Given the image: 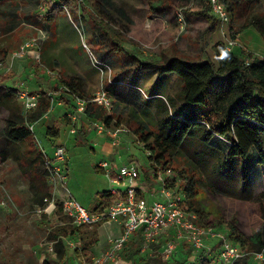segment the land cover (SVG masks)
Masks as SVG:
<instances>
[{
  "label": "rangeland",
  "instance_id": "1",
  "mask_svg": "<svg viewBox=\"0 0 264 264\" xmlns=\"http://www.w3.org/2000/svg\"><path fill=\"white\" fill-rule=\"evenodd\" d=\"M25 1L0 0V29H11L22 23V27L34 25L37 30L31 28L34 34L26 38L25 42L40 38L37 45L24 48L23 51L17 50L15 55L21 56L10 57L14 63L10 60L8 63L13 71L9 70L11 80L6 85L21 93H27L29 97L39 96L38 90L44 87L43 89L49 90L52 98L49 110L38 121L28 124L34 135L38 158L26 172L21 171L19 163L25 143L10 144L0 135V149L4 153L0 157V264H43L45 259L52 264L56 258L52 243L47 241L48 233L51 228L63 225L62 221L69 222L61 210L60 201L63 195L57 194L53 185L63 188L76 202L91 212L98 210L95 207L103 202L104 193L110 189H120V186L112 184L105 173L98 170L99 163L104 159L109 163L111 159L104 157L99 145L92 146L96 138L94 134L91 135L90 142L74 144L76 136L70 135L74 126L70 117L77 113L75 100L73 103L71 101L75 107L73 108L58 99L59 84H56V88L51 86L52 79L57 78L53 71L50 70L47 76H39L41 73L35 65L41 62V52L39 60L33 58L34 52L38 48L41 50L43 39L49 32L48 28L53 31L57 23L53 21L48 26L52 18L46 17L47 10L40 2L41 9L38 13L43 14V17L37 16L36 9L29 13L24 5ZM55 1L58 10L75 24L81 41V51L89 57L85 70L93 75L90 81L94 89L92 93L84 94L93 96L103 89L112 96L109 97L111 105L106 111L108 115L114 114L115 120L108 128L111 131L119 128L123 130L117 135L115 154H120L121 160L126 163L136 162L140 165V178H143L142 169L149 177L146 184L149 191L153 188L154 191L158 190V178L164 169L174 166L179 171L190 166L197 170L204 181L198 195L204 210L212 213L215 218L234 223L245 235L259 234L264 241V165L259 163L261 155L264 158V138L260 151L253 149L246 161L245 170L240 162L227 157L226 143L215 137L208 144H204L199 130L192 131L176 152L168 157L169 167H150L147 149L135 137V128L142 127L148 132L156 133L162 105L168 109L166 101L169 99L175 105L179 103L182 81L173 74L161 75L156 69L144 71L126 62L131 57H136L141 62H165L178 57L192 62L208 60L216 63L213 45L216 42L225 45L230 39L238 40L239 47L235 49L242 51L243 58L251 55L264 59V37L260 35L261 31L264 32V0H234L232 5L222 0L230 14V29L225 32L217 28V22L213 30L208 31L210 19L198 14L199 11L206 10L207 15L216 21L208 0H81L108 24L111 35L128 52L127 58L108 50V40L98 29L93 28L81 6L75 2L68 6ZM237 1L238 8L235 7ZM43 9L44 13L41 11ZM249 27L251 35L255 37L253 46H247L240 40L241 33ZM18 34L19 32L16 33ZM93 58L106 63L108 69L101 72L95 68L91 65ZM28 59L29 63L26 65ZM5 66L8 65L3 62L0 73L4 72ZM15 100L22 115L27 118L31 110L26 108L25 99L17 94ZM167 112L169 113L168 110ZM54 120L61 129L60 142L48 141L44 135L47 127H55ZM105 137L107 139L109 136L106 134ZM38 143L45 151L44 155L49 158L53 157L55 147L64 146V160L57 164L60 168L57 177L51 176ZM121 160L118 159L117 163ZM53 163L56 164V161ZM176 179L179 180V177L176 176ZM180 183V180L175 183L173 189L180 191ZM34 198L42 199V204L33 203ZM108 202L110 201L106 203ZM103 231L107 237L108 233ZM178 248L166 264H196L197 259L188 245H179ZM67 250L71 255L72 251L68 247ZM153 250L155 252L154 248ZM141 257L140 254H135L131 260L122 257V264H144ZM69 258L71 259L70 256ZM69 261L68 259V263ZM257 264H264V261Z\"/></svg>",
  "mask_w": 264,
  "mask_h": 264
},
{
  "label": "trees",
  "instance_id": "2",
  "mask_svg": "<svg viewBox=\"0 0 264 264\" xmlns=\"http://www.w3.org/2000/svg\"><path fill=\"white\" fill-rule=\"evenodd\" d=\"M62 5L70 6L75 2L82 7V12L87 14L88 20L94 29H98L104 38L108 40L106 45L108 50L116 55L128 57V52L124 51L120 42L111 35L108 24L98 15L91 11L81 0H57ZM232 5L234 0H226ZM247 2V0H246ZM238 1L235 3V7ZM49 9L48 18H52L58 11V5H53L52 1L47 3ZM198 14L210 19L208 31L213 30L215 22L209 17L206 10L199 11ZM262 37L264 32L261 31ZM106 46V47H107ZM216 63L206 61H186L178 57L170 58L165 62L149 60L141 62L136 57L129 60L130 65H136L138 69H156L159 74H173L182 81V90L179 94L177 105L169 99L166 101L167 108L162 105V112L158 114V130L156 133L148 132L140 127L135 130V136L139 143L143 144L147 151L151 153L148 158L155 165L163 168L170 165L168 157L173 155L183 143L184 139L192 131H201L202 142L208 144L217 137L228 145L227 157L240 162L243 169H246V161L250 158L253 149L260 151L262 138H264V59L254 58L249 65L243 63L242 51H227L222 42L213 45ZM9 72L0 73V135L10 144L25 143L23 157L20 159V168L24 173L36 157V143L34 135L30 131L28 124L38 121L46 113L51 105V94L49 92H39V97L35 108L27 118L22 115L21 108L15 97L18 93L15 89L9 88L6 83L11 80ZM61 87L58 89V99L65 105L70 106L74 100L73 95L86 100L83 115L92 120L101 121L108 128L113 117L107 114V109L98 105L93 99L94 96L84 94L82 87L76 78L63 79L60 81ZM169 111V113L167 112ZM46 139L52 140L59 137V128L48 127L45 132ZM0 149V157L3 156ZM148 157V156H147ZM43 160V157H39ZM259 163L264 165V158L260 157ZM169 167V166H168ZM174 170L175 177L180 180V190L184 195L183 208L187 212H194L199 217L202 224L217 228L226 227L231 238L237 242L244 252L252 253L264 249V241L259 234L245 235L238 230L234 223H227L225 220L215 218L212 213H208L200 204L198 199L199 189L204 185L200 173L187 166L185 170ZM98 170L103 171L101 167ZM143 171L142 181L148 184V175ZM176 182L167 179L166 186L174 187ZM106 198V199H105ZM117 197H111L109 192L102 196L95 208L102 209L111 204ZM110 201L106 203L107 201ZM33 203L40 205L42 199L34 198ZM63 225L50 229L47 241L52 243V250L55 254V262L52 264H68L69 254L63 237L75 235L79 238L80 246L71 252L77 258H88L92 255L91 249L99 241L98 228L102 221L94 225H81L73 228L69 222L62 221ZM142 245V239L138 237L130 242L123 251V258L131 260L138 254ZM153 256L143 257L144 264H166L161 256L157 254L158 246ZM174 256V255H173ZM203 257V254H201ZM142 258V257H141ZM187 260V259H185ZM245 257L242 263H247ZM43 264H50L46 259ZM199 264H216L215 259L200 261Z\"/></svg>",
  "mask_w": 264,
  "mask_h": 264
},
{
  "label": "built area",
  "instance_id": "3",
  "mask_svg": "<svg viewBox=\"0 0 264 264\" xmlns=\"http://www.w3.org/2000/svg\"><path fill=\"white\" fill-rule=\"evenodd\" d=\"M38 1L45 6L50 0ZM208 3L219 24L230 23V14L222 0H208ZM38 40L40 38L24 42L19 49L23 51L24 48L37 45ZM84 47L86 46L84 45ZM236 47H239L237 39H230L225 43V48L229 52L234 51ZM16 53L17 51L12 56H21L15 55ZM33 58L39 60L40 48L36 49ZM254 58L247 55L243 58V63L249 65ZM2 65L3 62L0 61V69ZM92 65L101 72L108 69L106 63L94 58ZM17 94H20V98L25 99V106L28 110L35 108L39 96L29 97L27 93L19 91ZM93 96L94 98L88 99V101H94L106 109L110 107L111 102L105 90H101ZM73 98L77 105L76 112L83 113L87 101L74 95ZM70 118L73 119V117ZM96 130L98 133L109 135L116 144V133L106 128L103 122L100 121L96 124ZM71 132L75 131L72 129ZM38 145L44 155L45 151L39 143ZM64 152V147H57L54 149L52 158L44 155L45 163L52 177L54 175L57 177L59 174L60 168L57 164L63 162ZM147 156L148 158L151 156L149 151H147ZM55 161L56 164L53 163ZM148 164L151 167L154 163L149 160ZM99 166L112 184L120 186V189L109 190L110 196L117 198L106 207L91 212L83 208L63 188L59 189L57 185H53L54 190L57 194L63 195L60 201L61 210L72 226L94 225L98 221H102L101 226L110 227L115 223L120 227V231L115 235L109 230L106 237L107 248L99 255L77 258L72 254L68 264H122L124 249L137 236L142 239V245L138 251L140 256L149 257L154 251L152 246L159 245L161 246V259L166 263L171 260L179 245L189 246L197 259L196 264H199V260L205 261L212 258L215 259L216 264H239L245 257H248V264L264 261V249L252 253L244 252L242 247L231 238L230 232L225 226L221 228L206 226L200 222L196 213L187 212L183 208L184 195L181 190L177 191L173 187L166 186L167 179L176 183L179 181L171 169H164V172L159 175L158 190L151 191L149 196L152 200L148 202L145 197L147 189L144 190L142 186L140 187L141 169L139 164L136 162L125 163L115 172L111 171L107 161H102ZM63 241L64 244L66 241V246L71 251L80 246L79 238L75 235H68L63 238Z\"/></svg>",
  "mask_w": 264,
  "mask_h": 264
},
{
  "label": "crops",
  "instance_id": "4",
  "mask_svg": "<svg viewBox=\"0 0 264 264\" xmlns=\"http://www.w3.org/2000/svg\"><path fill=\"white\" fill-rule=\"evenodd\" d=\"M50 1L53 2V5L56 4L55 0H50ZM25 2L26 3L24 5L28 8L29 13L32 12L33 9L34 10L36 9L37 11L35 10V12H37V13L40 12L41 5H40L38 0H26ZM44 7L46 8V10H47L46 13L48 15L49 9H48L47 3ZM41 11L44 13L45 9H43ZM33 14H34V12H33ZM47 15H46V17H47ZM37 16L43 17L44 15L38 13ZM53 21H56L57 24L53 28V31H50L48 28L49 32L47 34V37H44V39H43V45L41 46V50H40L41 62H37L36 65L35 64H33V65H35V68L39 69V72L41 73L39 75L40 77L47 76V74L50 72V70L54 72V76H56L57 78L52 79V83H51L52 85L51 86L55 87L57 83L59 84L57 87V94H59L58 89H59V87H61L60 81H62L63 79H71V78H76L78 80V82L80 83V85L82 87L83 92H85L87 94L92 93L93 89H94L93 88L94 85L91 83L90 80L93 79V75H91L87 70H85L86 69V62L89 61V57L87 56L86 53L81 51L82 50L81 41L79 39L78 31L75 27V24L73 23V21L69 17H67L66 14H63L60 10H58L53 15L52 19L48 23V26H50L49 24H51ZM22 24H20L17 27L11 28V29H5V30L0 29V61L4 62L5 65H8V66L4 67V72L13 71L12 66L8 63V60L13 62L10 57H12V55L20 48V46L25 42L26 38L33 36L34 31L37 30L34 27V25L33 26L32 25H26L25 27H22L21 26ZM217 28L219 30H221L222 32L228 31L230 29V23L223 25V24H219L217 22ZM250 28L251 27L245 29L241 33V39L240 40L243 44H245L247 46H253V43H254L253 38H255L254 36L251 35ZM17 32H19L18 35H16ZM250 36H251V38H250ZM49 38H51L52 40L49 41L48 40ZM239 50H240L239 48L235 49V51H239ZM28 63H29V59L27 60L26 65H28ZM16 68H17V65H16ZM33 73H34V71H33ZM33 76H34V74H33ZM43 88L44 87H40V89L38 90V95H39V92H41V91L49 92V90L43 89ZM101 90H103V89H101ZM98 92H96V93H98ZM106 93H108V97H112L111 94H109V91L108 92L106 91ZM73 102H74V100L72 101V103ZM58 104H61V103L58 102ZM109 115L113 117L112 121H114L115 120L114 116H113L114 114L112 115V113L111 114L109 113ZM72 117H73V119L71 118V120L74 123V126H72L73 127L72 129L75 132L72 133L71 132L72 129H71L70 135H72L74 137L76 136V140H75L74 144H76L78 142H82V141L90 142V140L92 139L91 135L94 134L96 136V138H94L95 143L93 142L92 146L99 145L101 153L104 155V157L105 158L108 157L109 159H111L110 160L111 162H109V164H110V169L112 172H115L118 169V165H120V167H121L122 165H124L126 163V161L121 160L120 154H115V147L114 146H116V144L114 143V141L111 142V140H114V139H112L111 137H108L109 139L108 138L106 139L105 133H98L97 132L96 124L100 121L87 118L81 112H77ZM53 122H54L53 126H57L59 124L58 122H56V120H54ZM121 126H123V125H121ZM58 128H59V137L56 139H52V140L60 142V140H61L60 139L61 129H60V127H58ZM135 130H136V128H135ZM121 131H123V130L121 128H119V129H116L115 131H111V132L116 133L115 135L117 137L118 133H120ZM126 131H129V129H127ZM45 132H46V130H45ZM45 132H44V135H45ZM65 141H67V139ZM61 143H63V142H61ZM57 147H64V146L59 145ZM57 147H55V148H57ZM91 150L94 151L93 148H91ZM118 159L121 160V161H119L120 162L119 164L117 163ZM105 160L106 159H104L103 161H105ZM141 186L144 190L147 189V187L143 183L142 179L140 180V187ZM153 187H154V185H153ZM153 190H154V188L151 191H153ZM151 191H149L147 189V191L145 193V197L147 198L148 202H150L152 200V198L149 196ZM103 230H106L107 233H109V230H111L113 234L117 235L120 231V227H118V225H116L115 223H113V225H111L110 227H107V226L99 227L98 228L99 241L96 244V246L91 249V253H92L91 256H97L100 253H102L103 251H105L107 248L106 237L104 236ZM138 237L139 236L135 237L133 239V241H135ZM157 246H158L157 254H160V251H161L160 247L161 246H159V245H157ZM178 250H179V248H178ZM153 254H154V252L149 256H153Z\"/></svg>",
  "mask_w": 264,
  "mask_h": 264
}]
</instances>
